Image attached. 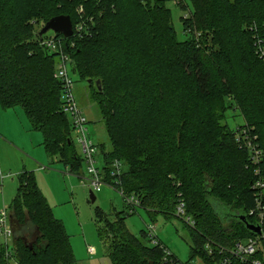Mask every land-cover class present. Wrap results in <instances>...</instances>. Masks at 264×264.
<instances>
[{
    "label": "trees",
    "instance_id": "obj_1",
    "mask_svg": "<svg viewBox=\"0 0 264 264\" xmlns=\"http://www.w3.org/2000/svg\"><path fill=\"white\" fill-rule=\"evenodd\" d=\"M190 2L181 17L188 37L181 41L166 0H0V106H20L46 154L77 173L83 160L61 110L62 85L53 77L58 55L41 45L48 36L38 31L57 15H68L72 27L82 23L80 33L55 37L71 71L93 92L111 147L102 171L110 179L112 161H122V190L150 216L175 214L180 198L197 232L190 258L211 264L219 256L208 254L206 241L228 248L256 235L237 216L256 223L248 215L255 176L226 112L236 109L242 127L256 136L264 176V60L250 28L264 33V0ZM17 179L8 206L12 242H0V264H76L63 222L34 173L23 170ZM211 199L224 206L223 217ZM121 213L106 220L112 264H165L146 230L130 232ZM96 216L103 217L100 209ZM262 245L264 251V238ZM254 257L264 260V252Z\"/></svg>",
    "mask_w": 264,
    "mask_h": 264
},
{
    "label": "rangeland",
    "instance_id": "obj_2",
    "mask_svg": "<svg viewBox=\"0 0 264 264\" xmlns=\"http://www.w3.org/2000/svg\"><path fill=\"white\" fill-rule=\"evenodd\" d=\"M180 2L181 4H186L184 10L181 9L177 0H166V5L170 9L176 38L183 41L188 37V33L183 31L181 17L188 14V9L191 8V2L190 0H181ZM55 35L56 32L52 30L44 34V36ZM259 35L264 38V33ZM68 69L74 82L73 91L76 103L83 110V114L88 122V135L98 147L95 153V159L97 161L96 165L99 170L102 171L104 168L105 153L109 152L111 149L105 127L100 118L96 101L92 95L93 92L88 86V83L86 80L80 78L77 73H73L70 67ZM0 109L5 113H12L10 120L13 122L14 127L21 128L23 120L27 121L29 124L20 106L7 109H3L0 106ZM19 110L22 111L24 115L20 120L18 118ZM226 115L228 117V124L233 129V133H235L236 137H238L240 134L239 129L243 128L242 126L244 125L242 116L236 109H232V107L227 110ZM8 129L13 133L14 137L8 135L9 137L7 140L10 142L13 140L14 143L17 142L18 149L24 147L19 140L22 138L28 139L30 136L33 147L38 149L39 154L33 155V159L29 161L33 165H36L38 170L36 171L29 168H27V170H32L34 172L36 183L48 203H50L54 216L63 222L76 258V264H112L108 248L111 234L106 230V220L113 221L115 214L120 211H123L121 215L125 216L124 223L130 232L139 234L142 230H146L148 226H154L155 236L162 241L178 262L185 263L192 260L195 263L198 262V264H202L197 255H193L190 258L191 246L195 248L198 246V242H194L196 240L195 234H197L195 226L193 228L190 227L183 218L177 216L176 211L175 214L171 215L155 213L150 216L147 211L139 207L135 212L130 213L117 186L116 188L112 185L103 184L99 190H96L88 185L87 178H89V176L86 172L85 163H82V166L79 167L77 174L75 172H70V167L64 163L56 159L51 160L46 158L43 147L38 145L42 139V135L39 131L34 132V130L29 129L26 133L24 129H20V135H15L9 126ZM33 137H38L39 143H35ZM72 137L80 153V148L73 131ZM29 143L31 142L29 141ZM0 160L2 162V164H0V211L3 208H7L8 214V206L17 193L18 173H15V169L17 166H22V168H24L21 162H24V160L19 159L18 153L11 151L9 148L0 149ZM2 177L6 178V180H2ZM1 180L3 182H1ZM90 190L95 195V200L93 202L89 197ZM211 203L219 215L223 217L225 212L224 206L214 199H211ZM97 209L102 211L103 217L99 218L96 216ZM8 220L11 225L13 236V225L10 219ZM33 236V234L30 235V238H33ZM245 240L246 239H243L242 241ZM0 242L6 243L9 246L12 242V238L6 239L0 232ZM148 244L153 247L152 241L149 240ZM88 247H93L92 253L88 252Z\"/></svg>",
    "mask_w": 264,
    "mask_h": 264
},
{
    "label": "built area",
    "instance_id": "obj_3",
    "mask_svg": "<svg viewBox=\"0 0 264 264\" xmlns=\"http://www.w3.org/2000/svg\"><path fill=\"white\" fill-rule=\"evenodd\" d=\"M72 28L73 34L74 31L80 33L83 29V24L77 23L76 27ZM250 28L253 32L255 53L260 59L264 60V38L259 35L260 31L257 29L256 25H251ZM40 42L41 45L48 47L52 52H55L58 55L53 77L60 81L62 85L60 94L61 110L70 117L72 130L75 133L77 144L80 148V155L83 163L86 165V172L89 176V178H87L88 185L96 190H99L103 184L117 186L120 194L124 198V202L130 210V213L135 212V210L140 207L139 199L133 195L125 194L120 187L121 177L125 171L122 161L118 159L112 161L109 169L110 179H107L105 173L100 171L96 165L97 161L95 159V153L98 147L89 137L87 129L88 122L83 114V110L76 103L73 91L74 82L68 69L70 64H72V61L69 54L63 50L62 40L55 36H48L41 39ZM239 133L237 140L240 143V147H245L248 150L249 161L253 166V173L255 176L251 183L255 205L248 211V215L253 216L256 219V223L254 224L260 226L261 233L249 237L245 241H238L233 247L228 248L220 245L215 246L211 244V242L206 241L204 247L208 254L212 256L217 254L219 256V259L213 261L211 264H231L234 259L243 264H263L264 262V260L254 257L258 252H264L262 245V238H264L262 230V225L264 223V176L259 167V163L262 159V150L256 142V136L250 135L247 128L239 129ZM69 171L73 172L70 169ZM175 211L178 217L183 218L190 227H194V221L189 216L185 215L184 203L180 198ZM8 219L7 209L3 208L0 211V232L6 239L12 238L11 225L9 224ZM146 234L148 239L153 242V246H158L163 251V261L165 264H198V262L195 263L192 260L185 263L178 262L166 246L157 238V236H155L154 226H148ZM87 250L89 253H92L93 247H88Z\"/></svg>",
    "mask_w": 264,
    "mask_h": 264
},
{
    "label": "crops",
    "instance_id": "obj_4",
    "mask_svg": "<svg viewBox=\"0 0 264 264\" xmlns=\"http://www.w3.org/2000/svg\"><path fill=\"white\" fill-rule=\"evenodd\" d=\"M11 116H12V113H5L3 110L0 109V149L1 148H9L11 151H15V152L18 153L19 159L24 160V162L21 161L23 163V167L24 168H22V166H17L16 169H15V173H18L19 174L23 170H27V168L34 169V170L37 171L38 168L36 167V165H33L31 162H29V161H31L33 159L32 158L33 155L39 154L38 149H36V148L33 147L31 136L29 135L30 137H28V139L22 138L21 140H19V142L24 145V147L21 148L22 150L21 149H18L17 144H16L17 142L14 143L13 140H11V142L9 140H7L8 137H9L8 135H12L14 137L13 133L8 129V126L11 128V130L14 132L15 135H18V134L20 135V133H19L20 132L19 131L20 129H22V130L24 129V131L26 133H27V131L29 129L32 130L31 127H30V123L28 124L27 121L23 120L22 127L21 128H16V127H14L13 122L10 120V117ZM22 116H24L23 115V112L19 110V112H18V118H19V120H20V118H23ZM34 132H35V130H34ZM33 139H34L35 143H39V138L38 137L37 138L36 137H33ZM29 141L31 143H29ZM41 142H42V139H41ZM41 142L38 145H40L41 147H43L42 144H41ZM43 150H44V147H43ZM24 151H26L30 155H28ZM44 152H45V150H44ZM45 155H46V158L51 159L46 154V152H45ZM51 160H53V159H51ZM0 164H2L1 160H0ZM28 171H32V170H28ZM2 180H6V178L2 177ZM2 180H1V182H3ZM49 205H50V203H49Z\"/></svg>",
    "mask_w": 264,
    "mask_h": 264
},
{
    "label": "water",
    "instance_id": "obj_5",
    "mask_svg": "<svg viewBox=\"0 0 264 264\" xmlns=\"http://www.w3.org/2000/svg\"><path fill=\"white\" fill-rule=\"evenodd\" d=\"M54 31L56 34H61L63 37L68 38L71 37L73 34V28H72V22L71 19L68 15H57L54 16L50 19H48L44 25L39 29L38 35L42 37L46 32L48 31ZM98 88H100V81L97 80L95 82ZM89 197L90 200L93 202L95 200V195L94 193L90 190L89 191ZM239 220L242 221L246 228L252 231L255 234H260L261 233V228L259 225L249 223L246 220L245 215L243 214H238L237 215Z\"/></svg>",
    "mask_w": 264,
    "mask_h": 264
}]
</instances>
